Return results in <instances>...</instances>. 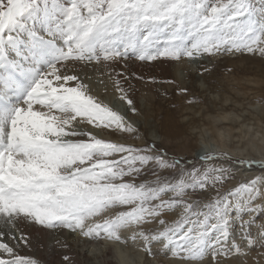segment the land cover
<instances>
[{
  "label": "snow or ice",
  "instance_id": "6c2138e0",
  "mask_svg": "<svg viewBox=\"0 0 264 264\" xmlns=\"http://www.w3.org/2000/svg\"><path fill=\"white\" fill-rule=\"evenodd\" d=\"M244 52L264 57V0H0V264H40L16 253L20 242L28 243L27 225L130 239L149 253L158 242L193 262L246 255L258 242L253 227L264 248V220L256 223V214L264 213V176L221 193L217 185L229 178L227 168L188 170L155 143L138 148L99 138L96 130L137 129L67 68L69 62ZM113 84L131 106L122 80ZM217 156L228 153L200 159ZM239 163L264 167V160ZM149 164L171 176L151 170L154 179L138 181ZM207 188L216 190L207 203L188 199L189 191L195 196ZM176 209H182L179 218L168 223L164 217ZM232 211L240 215L243 246L225 244ZM153 221L161 228L146 230Z\"/></svg>",
  "mask_w": 264,
  "mask_h": 264
},
{
  "label": "rangeland",
  "instance_id": "374dc122",
  "mask_svg": "<svg viewBox=\"0 0 264 264\" xmlns=\"http://www.w3.org/2000/svg\"><path fill=\"white\" fill-rule=\"evenodd\" d=\"M164 61L172 62L173 60L158 59L155 61H139L135 57H130L128 59H120V60L114 61V63H115V68L113 70L114 75L112 73L108 72L111 76L109 74L107 75V73H105L103 71L104 69L102 68V66L100 64H97L98 68H99V72H100V73L99 72H97V73H99L100 75L96 74L94 77H92L96 83H101V81H103V84H105V80H106L107 83L110 84V87L113 90H115L114 84L112 82L113 78H120L122 80L123 87L126 90H128L129 98H131L130 93H134V100L131 98L133 101V104L131 106H129L126 101H122L119 99L120 93H118V92L116 93V95H113V97L110 96V97H108V99H105L102 102H104L105 104H108L114 110L119 111L129 121H131L134 124L135 128L137 129V132L133 133V135H131L129 137H127V135L124 134V139L119 136L118 140H114L113 137H112L113 138L112 139L111 136L109 135L110 132L108 133L109 136L106 135V133H105L106 131H100V130H96L95 134H97L99 138L110 139V140H113L115 142L125 143V144L132 145V146L138 147V148H147L150 145H152L153 143H155L157 151L167 153V157H178V158H180L181 163L179 164V167L185 168L188 170H190L192 166H195L197 168H201V170H203V168L208 167V166H217V167L222 166V167H224V166H229L226 163H228V164L237 163L238 164L241 159L239 160V158L232 156V155L230 156L229 154H228V157H230V158L224 157V156H217L215 159L209 160V161H202L200 159V157L202 155H204L205 153H212V152L213 153H223V152H215L214 151L215 150L214 145L212 143H209V146H206L205 140L208 141V139H207L208 136L209 137L212 136V131H207V133H206V131L204 132V130H203L204 127H202V130H200V128H198L191 135L193 138L195 137L198 140V144L201 143V145H202V147L200 149H198L197 151H196V148H197L198 144H197V140L195 138L191 139L188 142L186 147H184L181 144L178 145L179 142L178 141L175 142V139H174V141H171L173 139H170V140L167 139L163 135L162 129H161L162 124H163V117L162 116L164 114V111H166V110L161 109L159 111L158 109H159L160 105L164 106V108L167 109L166 112H168L169 113L168 115H170L169 117L170 118L172 117L173 122H175V123L177 122V124L188 123V122H191L190 120H193L196 118L197 121H195L196 122L195 124L200 125V124H202V122L199 121V118H201L200 116H201L202 109L205 110V113L207 111L208 112H210V111L221 112V110L223 108V107H221L223 105V102H222V100L224 98L223 95H226L228 97L229 96L234 97L236 95L235 89L237 88L240 90L239 97H237V99L239 101L243 97V95H245L248 92V95H246V99H245L246 101L242 102V100H241V103L236 104V103H234V100L231 99L224 104V107L227 106V108L230 111H232V110L237 111L236 113L239 114V121L245 123L244 127H243V130H244L243 135L246 134V137H245L246 139H248V137L250 135H254L255 138L258 140V139H260V137H262L261 134H263L262 133L263 130L262 131H260V130L262 129V126H263L262 124H264V123L259 121V118L261 117V113L264 111V105H263L264 104V89L259 93V100L260 101H258V99H255L253 96H258V95H256L255 91H256V89L261 90L263 88V83L261 84V87H259L256 84H254L255 80L252 78H259V79H262L264 82V57H262L259 53L253 54V53L244 52V53H235V54L221 53V54H218L216 56L205 55V56L198 57L196 59H189L187 57H184L183 59L181 58V60H180L181 66H179L181 73L179 74V79H178L177 84L173 86V88H174L173 92L169 93L167 96L165 93L157 92V95L154 97L152 95H153V92L154 93L156 92L155 86L158 84L160 79H169L170 81L172 80L170 78L171 74H172L171 71H169L168 69H165V66L161 67V63H163ZM90 64L91 63H89L87 65L89 66ZM237 64H238V66H237ZM117 73L121 74V76L116 77ZM213 73H215V74H213ZM190 74H192V76H189ZM87 75H90V73H84V76H87ZM124 77H126L127 79H123ZM139 77H143V79H140ZM152 77H155V82L152 81V79H151ZM237 78H239V79H237ZM240 78L242 79V81H240L241 80ZM91 79H90V81H91ZM145 80L150 82V85L153 87V92H152L151 87H150V89H151L150 91H146V90L142 89V85L144 86ZM245 80H246V82H245ZM222 81H223L225 86H223V85L220 86V83ZM89 82H88V84H89ZM247 82H249V83H247ZM252 82H254V83L252 84ZM185 83L188 86H190L189 89H186L183 86ZM238 83L242 84L241 85L242 87L239 86ZM129 85H131V88H129ZM214 85H217V86L215 87ZM226 85H228V86H226ZM232 88L234 90H232ZM181 89H186V91H181ZM252 89H254V92L252 91ZM158 94H159V96H158ZM163 96H164V98H162ZM195 96L197 97V100L190 101L191 98H194ZM216 99H218L219 101ZM169 101H171V102H169ZM152 102H155V104H151ZM172 102H173V104H172ZM159 103H161V104H159ZM231 106H232V108H231ZM132 107H135L137 109V111L135 113L131 111ZM236 107H237V109H236ZM168 108L172 109V110H168ZM197 108H198V110H197ZM207 108H208V110H206ZM181 111L184 113H182ZM177 112H179V113L181 112V114H179ZM171 113L173 114V116ZM212 113L210 112V114H212ZM187 115L191 116L192 118L187 116ZM158 117H160V118L158 119ZM174 119H175V121H174ZM242 120H244V121H242ZM181 121H183V122H181ZM191 125H193V124H190V126ZM258 125L261 126V127H259V130H258ZM89 127H91V126H89ZM102 132H104V133H102ZM130 134H132V133H130ZM226 139L229 142V146H231L230 145L231 141H233L236 144H238V143L242 144V142H243V141H241V143H240L239 139H236L234 137H230V138L226 137ZM171 142H173V143H171ZM251 160H255V159H251ZM239 164L241 165V163H239ZM251 166L255 167L258 170H261V169L264 170V167H261L259 164H253ZM151 170H155L161 177H170L171 176V170L156 169L154 164H149L148 166H146L145 171L143 172V174L139 178H137V180L142 181L145 179H148V180L154 179L155 177L152 175ZM244 176H245L244 174L238 173L237 176H234V179H235L234 183L239 184V183H244L247 180H249L248 179L249 177H247V176L244 177ZM231 180H232V177H231ZM221 191H222L221 193H225L224 188ZM209 192L210 193L214 192V189H212V188L205 189L203 192H200L198 194V198H196L197 195H195L196 196L195 197L194 195H192L191 191H189L188 196H190L191 198L194 197L193 200H199L201 202V205H203L204 203H207L210 199H212L211 195L210 196L208 195ZM170 196H171V193H168L165 195L164 198L167 199ZM190 197H188V199L191 201L192 199ZM181 211H182V209L173 210L172 212L169 213L170 216H173V215H171V213L174 214V216L172 218L170 217V219H169V215H167L164 218L168 221V223H171L173 221V219L175 220V219L179 218ZM236 214H237L236 211H232L231 216L232 217L235 216V220L236 221L238 220L237 223H240V215L236 216ZM243 218L245 219V214H244ZM156 223L158 224V222L153 221L152 224L147 225L146 228H148V230H153V231L160 229L161 225H157ZM154 224H156V225H154ZM185 227H187V225ZM44 230L50 232L49 238L55 237L54 239L58 238V237H56L58 235H59V238L62 237L61 235L63 233V237L65 238V244L64 245H57L56 246L57 250L55 248L52 249V252H54V253H52V256L53 257L56 256L54 259L56 261H59L58 263L62 264V262H67V264H68V263L72 262L70 264H77L76 262L75 263L73 262V261H75L74 259H76L73 257L74 253L73 252L71 253L73 255L72 258L69 256L70 255L69 252L73 251V249H74V251H78V250L81 251L82 250V254H81L82 259H86V257H87L88 261L89 260L96 261V257L98 256V251H96V250H95L96 252L92 251L91 246H89V245L86 246V244L95 243V242H99L101 244L103 240H99V239H102V238L94 239V240L92 238H87V237L83 238L79 232L73 233L69 229H66V228L44 229ZM62 230H64V231L62 232ZM66 238H67V240H66ZM81 238L84 240L81 241ZM234 238H235V236L233 238L229 237L230 242H232V243L234 241L236 242L237 240H235L236 238L235 239ZM74 240H75V242H74ZM68 241H71L72 243L71 242L68 243ZM5 242H7V240H5ZM76 242H78L80 244H78ZM66 243L70 244V246L67 245ZM155 243L156 242H153V245H155V246L158 245V242L156 244ZM77 244H78V246H77ZM83 244H84V246H83L84 248H82ZM225 244L231 245V244L226 243V242H225ZM65 245H66V247L68 246L71 251L68 252L67 251L68 247L65 248ZM71 245H73V246H71ZM78 247L80 249L77 250ZM111 247H113V246H111ZM59 249L63 252H61ZM88 249H89V251H87ZM90 249H91V251H90ZM55 251H56V253L57 252L58 253L56 254ZM87 252H88V254H87ZM66 253H67V255H66ZM89 253H91V254H89ZM59 254H60V256H58ZM52 256H51V262H55V264H56V261H54L52 259ZM64 256H69L70 261H64V259H63ZM57 257H59V258H57ZM78 260H80V259H76V261H78ZM52 264H54V263H52ZM78 264H79V261H78Z\"/></svg>",
  "mask_w": 264,
  "mask_h": 264
},
{
  "label": "bare ground",
  "instance_id": "6f19581e",
  "mask_svg": "<svg viewBox=\"0 0 264 264\" xmlns=\"http://www.w3.org/2000/svg\"><path fill=\"white\" fill-rule=\"evenodd\" d=\"M180 60H178V61L177 60H173L172 62H166V61H164L163 63H161V67L162 66H165V69H168L169 71H171V73H172L171 74V77H170L172 79L171 81L169 79H160L159 82H158V84L155 86L156 92L154 93L153 92V87L150 85V82H148V81L145 80L144 86L142 85V89L143 90H146V91H150L152 89V92H153V95L152 96H154V97L157 95V92H159V93L160 92L161 93H165L166 96L169 93H172L173 90H174L173 86L177 84L178 79H179V74L181 73L180 67H179V66H181L180 65ZM100 65L104 69L103 71L105 73H107V75L109 73H112L114 75V73H113L114 72L113 70L115 68L114 61L113 62H109L107 65L104 64V63H101ZM237 66H238V64H237ZM67 68H68L70 74H79L80 78L83 79L84 82L87 83V84L90 81V79L92 77H94L96 74L100 75L99 74L100 72H99L98 65L95 62L91 63L89 66L86 63H83V62H75V63L69 62L68 65H67ZM97 72H99V73H97ZM84 73H90V75L84 76ZM213 74H215V73H213ZM189 76H192V74H190ZM237 79H239V78H237ZM252 79L255 80L254 81L255 83L252 82V84L254 83V84H256L259 87H261V84L263 83V88L261 90L256 89V91H255L256 95H258V96H253L255 99H258V101H260L259 100V93L264 89V82H263L262 79H259V78H252ZM240 81H242V79ZM245 82H246V80H245ZM247 83H249V82H247ZM88 85H89V88L91 89L92 93L94 95H96L99 98L100 101H103L105 99H108V97H110V96L113 97V95H116V93H117L116 90H113L110 87V84L107 83L106 80H105V84H103V83H96L93 80V78H92ZM221 85L225 86L224 83H223V81L220 83V86ZM241 85L242 84H239V86H241ZM183 86L186 89H189L190 88V86H188L186 83ZM214 86L216 87L217 85H214ZM226 86H228V85H226ZM150 87H151V89H150ZM232 90H234V89L232 88ZM252 91L254 92V89H252ZM235 93H236V95L234 97H232V96H229L228 97L226 95H223L224 96V98L222 100L223 105L221 106L223 108H222L221 112L210 111L211 113L213 112L212 114H210V112H208V111L205 113V110L202 109L201 116H200L201 118H199V121L202 122V124H200V125H196L195 124L196 123L195 121H197L196 118L193 119V120H190L191 122H188V123L177 124V122L176 123L173 122L172 117L171 118L169 117L170 116V115H168L169 113L166 112L167 109L164 108V106H161L160 105V107L158 109L159 111L161 109L166 110V111H164V114L162 116L163 117V124H162V128L161 129H162L163 135L167 139H169V140L170 139H173L171 141H174V139H175V142L176 141L179 142L178 145L181 144L184 147H186L187 144H188V142L191 139H194L195 138V137L193 138L191 135L198 128H200V130H202V127H204V129H203L204 132L206 131V133H207V131H212V136H210V137L208 136V138H207L208 141L205 140L206 146H209V143H212L214 145V149H215L214 151L215 152H227L230 156L231 155L232 156H235V157L239 158V160L240 159L241 160L255 159L257 161L264 160V124H262L263 126H262V129L260 130V131L263 130L262 131L263 134H261L262 137H260V139L257 140L254 135H250L248 137V139H246L245 138L246 137V134L243 135V131H244L243 130V127H244V124L245 123L239 121V114L236 113L237 111L236 110L233 111L231 109L233 111L232 112V111H230L227 108V106L224 107V104L227 101L231 100V99H233L234 100V103H236V104L241 103V100H242V102L243 101H246L245 99H246V95H248V92L245 95H243V97L240 99V101L237 99V97H239L240 90L236 88L235 89ZM158 96H159V94H158ZM130 97L134 100V93H130ZM162 98H164V96ZM195 100H197V97L196 96L194 98H191L190 101H195ZM216 100H218V99H216ZM169 102H171V101H169ZM173 102H172V104H173ZM151 104H155V102H152ZM159 104H161V103H159ZM232 106H231V108H232ZM236 109H237V107H236ZM168 110H172V109H169L168 108ZM197 110H198V108H197ZM206 110H208V108ZM181 112L180 113L177 112V113L181 114ZM182 113H184V112H182ZM172 116H173V114H172ZM187 116H189V115H187ZM189 117H191V116H189ZM159 118L160 117H158V119ZM174 121H175V119H174ZM242 121H244V120H242ZM259 121H261L262 123H264V111L261 113V117L259 118ZM181 122H183V121H181ZM190 124H193V125L190 126ZM259 127H261V126L258 125V130H259ZM105 131H106L105 132L106 135H108V133L110 132L109 135L111 136V138L113 137L114 140H118L119 139L118 138L119 136L124 139V134H126L127 137L133 135V133L130 134V133L113 132L111 130H105ZM102 133H104V132H102ZM226 137H228V138L234 137L236 139H239L240 143H241V141H243V142H242V144H239V143L236 144L233 141H231L230 142V145L231 146H229V142L226 139ZM171 143H173V142H171ZM197 144H198V140H197ZM201 147H202V145H201V143H199L197 145L196 151L198 149H200ZM226 164L230 166V167L229 166H224V168H227L228 169V176H229V178L222 185H217V188H218V190L220 192H222L221 190L223 188H224L225 192H228V191H230L231 189H233L234 187H236V186H238L240 184V183L239 184L238 183L237 184L234 183V180H235L234 179V176H237L238 173L239 174H244L245 176L249 177L248 178L249 180H252V179H254L257 176H264V170H262V169L261 170H258L255 167H252V166H249V165H246V164H241L240 165L239 163L238 164L237 163H235V164L234 163L233 164L226 163ZM231 177H232V180H231ZM249 180H247L246 182H248ZM261 190L264 191V187H262ZM208 195L209 196L211 195V198H214L216 196V190H214V192H212V193L209 192ZM188 197H190V196H188ZM193 198H191V199L193 200ZM196 198H198V195H197ZM256 202L259 203L260 201L257 200ZM168 215H169V219H170V217L172 218L174 216L173 213H171V215H173V216H170V214H168ZM237 215L239 216L238 213L236 214V216ZM256 215H257V221H256V223L259 224L262 220H264V213H257ZM232 218L233 219H232V224H231V228H230V232H231L230 238H233L235 236L236 239L235 238L234 239L237 240L236 242L240 243L243 246L245 242L241 238L240 223H237L238 220L237 221L235 220V216H233ZM247 219H248V216H247V214H245V220H247ZM173 221H174V219H173ZM156 224H154V225H156ZM157 225H159V223ZM21 227H25V226L24 225H21ZM146 229L148 230V228H146ZM63 231L64 230H62V232ZM131 231H132L131 229L124 230V232H126L129 236L131 234ZM252 232H253V235L256 236V239H257L258 242L253 247H246L245 248V252L247 253L246 255H236V254H233L229 258H224V257L221 256V257H217V259L215 261H213L211 255L207 256L204 261H200V262H193V261L183 260L180 257L173 256L172 255V252L169 251V250H166L160 243H158V245H156V246L152 244V251H151V253H149V252H146V251L143 250V244L142 243H139V242H135L134 243L130 239H128L126 243H119V242L110 241V240H108L106 238H102V239H99V240H103L101 244L99 242L86 244V246L87 245L91 246L92 251H94V252L98 251V256L96 257V261H94V260H89L88 261L87 257H86L87 260L86 259H82V255H81L82 254V250L79 251L78 250V249H80L79 247L77 248L78 251H74V249H73V251H71L70 248L67 246L68 247V250L67 251L68 252L71 251V252H69L70 255L68 254L71 258L74 255L73 256L74 258L80 259V260H78L79 261V264H264V255H262V254H264V248L261 247V241H260L259 235L257 234V229L255 227H253ZM23 234L28 237V243L25 244L23 242H20L19 245L16 246V253L19 256H21V257H32V258L38 260L40 262V264H52V263L55 264V262H51V256H52V253H54V252H52V249H54V248L56 249L57 248L56 247L57 245H64L65 244V238L63 237V233L61 235L62 237H60V238H59V235L56 236V237H58L56 239H54L55 237L54 238H49L50 232L45 231L42 226H39V225H35V226H33V225H27L25 227V231H24ZM67 238H66V240H67ZM82 240H84V239L81 238V241ZM69 242H71V241H68V243ZM74 242H75V240H74ZM225 242L226 243H229V244H232V242H230V239H228ZM76 243H78V242H76ZM78 244H80V243H78ZM78 244H77V246H78ZM67 245L70 246V244H67ZM71 246H73V245H71ZM83 246H84V244L82 245V248H84ZM111 246H113V247H111ZM67 247L65 246V248H67ZM87 251H89V249ZM90 251H91V249H90ZM61 252H63V251H61ZM72 252L74 253L73 255L71 254ZM55 253H56V251H55ZM87 254H88V252H87ZM89 254H91V253H89ZM4 255H5V258H9L7 256V254H4ZM66 255H67V253H66ZM58 256H60V254ZM55 257L56 256H54V257L52 256V259L54 261H56L54 259ZM57 258H59V257H57ZM76 259H74L75 261H73V260L72 261L74 263L76 262L78 264V261H76ZM58 262L59 261H56V264ZM65 263L67 264V262H62V264H65ZM70 263H72V262H70ZM70 263H68V264H70ZM58 264H60V263H58Z\"/></svg>",
  "mask_w": 264,
  "mask_h": 264
}]
</instances>
